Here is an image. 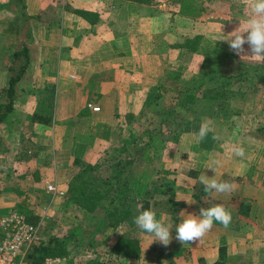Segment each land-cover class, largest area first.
I'll list each match as a JSON object with an SVG mask.
<instances>
[{"label":"crops","instance_id":"1","mask_svg":"<svg viewBox=\"0 0 264 264\" xmlns=\"http://www.w3.org/2000/svg\"><path fill=\"white\" fill-rule=\"evenodd\" d=\"M24 1L26 7L21 8V13L26 11L30 16L38 59L30 61L26 70L28 79L19 80L15 94L13 111L21 109L28 119L22 129L24 138L10 159L11 165L0 166V175L9 171L15 174L21 188L4 189L0 183V206L17 205L20 198L27 199L34 190L41 191L38 185H32L36 179L64 183L61 186L65 187L81 166L95 162L122 133L126 114L143 109L166 70L192 55L179 43L202 33L204 47L211 42L215 47L222 45L236 23L235 16L219 6L204 4L197 8L188 5L186 0H158L151 4L136 0ZM2 3L0 41H6L8 30L1 22L14 19L11 6L15 2L0 0ZM76 7L94 10L97 21L91 22L79 14ZM49 95L58 97L57 102L53 105L49 100L48 105L42 106L41 102ZM89 102L99 105L100 109L94 110ZM39 110L49 112L51 121L33 119V114ZM199 120L186 127L159 162L162 169L175 170L176 173L169 176L176 180L178 198L192 202L185 203L179 217L155 212L157 220L170 226V244L165 247L159 241L151 243L156 239L154 234L142 231L138 234L140 252L131 257H115L112 253V264H213L219 257L220 246H226L230 254H245L252 259L251 251L256 252L264 264V169L259 172L262 168L258 164L264 165V156L258 158L247 153L244 141L237 140L241 134L237 137L234 133L236 137L230 140L227 136L222 140L218 135L215 138L225 126L214 122L209 123L213 131L208 132L214 134V139H200L196 134L201 126L191 128ZM235 128L224 131L231 132ZM248 137L251 149L253 139L257 138ZM257 145H253L254 151L259 148ZM233 147H243L245 156H236L231 151ZM7 158L6 155L3 162ZM213 160H220L221 164L213 165ZM22 161L28 166L20 170ZM49 172L54 174L49 175ZM238 176L244 179L238 180ZM201 177L234 182L235 191L213 192L212 196L227 202L233 211L239 210V201L243 199L250 204V215L239 225L224 227L214 222L213 228L199 242L181 244L175 239V228L189 215L199 217L201 208H205L194 196L195 184ZM22 187L28 189L25 194L20 193ZM126 229L125 225H120L110 231L116 238ZM2 236L0 227V239Z\"/></svg>","mask_w":264,"mask_h":264},{"label":"trees","instance_id":"2","mask_svg":"<svg viewBox=\"0 0 264 264\" xmlns=\"http://www.w3.org/2000/svg\"><path fill=\"white\" fill-rule=\"evenodd\" d=\"M136 1L151 4L158 0ZM25 7L22 0V8ZM75 11L91 22L98 19L94 10L76 7ZM22 16L29 24V14L23 11ZM18 26L17 23L10 24L13 29ZM203 38L204 35L198 33L179 43L192 53L189 60L167 69L146 99L143 109L139 113L126 114L122 133L95 162H89L76 171L62 196V204L65 209L71 206L82 211L83 220L72 221L61 227L59 232H48V237L45 236L46 228L40 241L28 250L26 258L29 261L39 262L47 255L75 256L78 251L94 253L101 244L108 246L115 257H131L140 252L138 234L142 231L134 223L140 212L151 209L179 217L186 202L178 198L176 180L166 175L159 165L165 150L180 139L192 121L205 118L203 110L207 106L211 109L210 119L217 126L238 125L236 119L242 110L233 105V100L244 99L250 90H264V61L249 68L228 71L227 62L221 59V53L226 52L222 47L228 43L225 41L215 47L211 42L204 47ZM13 43L10 45L12 63L9 65L8 86L2 89L5 100L0 103V124L14 110L17 84L31 60L27 44L19 48ZM19 58L22 61L17 68L15 60ZM242 80L247 82L240 83ZM33 119L50 122L52 117L49 112L39 110L33 114ZM254 135L264 141V123L257 127ZM138 157L145 162V177L136 170ZM191 172L195 173L194 170ZM243 179V176H238V180ZM194 196L205 204V209L222 204L232 214L231 225H239L250 215L249 203L241 199L239 210L233 211L227 202L206 193L201 180L195 184ZM24 202L27 205L26 198L23 205ZM48 225L52 224L49 222ZM120 225L127 229L113 241L103 242L98 236ZM219 251V257L213 264H250L251 259L244 258L247 255L230 254L226 246H220ZM78 264H111V260L96 256L81 258Z\"/></svg>","mask_w":264,"mask_h":264},{"label":"rangeland","instance_id":"3","mask_svg":"<svg viewBox=\"0 0 264 264\" xmlns=\"http://www.w3.org/2000/svg\"><path fill=\"white\" fill-rule=\"evenodd\" d=\"M12 1L15 2L11 6L13 8V10L11 8L12 10L11 12H12V16L14 17V19H12L10 22H6V21L1 22V24L2 23L6 24L5 28H7L8 30L7 31L8 36H7L6 41H4L3 39L0 41V103L5 100V93L2 92V89L8 86V81H9V74H10L9 65L12 63L11 62L12 56L10 54L11 53L10 52L11 43L14 42L13 45H16L19 48L27 44L30 49V54L33 57L31 58V60L38 59L37 53L34 50L35 49V45L33 44L34 37L32 34L29 35L28 33L29 31L32 32V29L30 27L31 22L29 21V24L25 22L26 18L22 16V13H21L22 1L21 0H12ZM170 1H176V0H170ZM186 3L190 6H194L197 8L202 7L204 4H208L211 7L219 6L220 8H223L225 12H229L230 14H233V16H235L234 18L236 20L235 21L236 23L234 24L235 26L231 28L229 35L240 25H241V28L245 27L246 21L250 14V10L245 6V0H186ZM3 4L4 3L0 4V9L4 8ZM12 23H17L19 24V26L13 29L12 27H10V24ZM222 48L225 49L226 52L225 54L221 53V59L227 62L226 68L228 71L249 68L253 64H258L261 62L258 60H254L253 58L248 57V56L242 57V56L236 55L230 49L229 44ZM245 49L246 50L248 49V45H245ZM246 54L250 55L251 53L247 52ZM188 58L189 57H187L186 59L189 60ZM21 61H22V58L15 60V65L17 68L21 65ZM187 72H189V70ZM26 76L27 77L29 76L28 71L22 78L26 79L27 78ZM239 82L246 83L247 81L242 80ZM21 85H24V83L22 82ZM21 88L23 87L21 86ZM49 100L52 101L54 105L57 102L58 97L55 98V96L52 97L51 95H49L48 97L45 98V101L41 102L42 106L48 105L47 103ZM233 101H234L233 105L238 106L242 110L241 115H238L236 119V123H238L237 126H241V127L235 128V127L226 125L225 127H223L224 129H228V128H235V129H231L232 130L231 132L227 130L224 131V129H222L223 131L221 133L215 134V138L218 135V137L220 136L222 137L221 138L222 140L224 136H227L226 139L230 140L231 138H234L235 134L237 137L238 135L241 134L240 139H237V140L240 142L244 141V144L247 147L245 148L247 149V153L250 152L254 155H257L258 158L263 157L264 153L262 150H264L263 149L264 141H261L259 138V140L261 141L260 142L258 141V138L253 139L252 137H250L251 139L255 141V142L252 141V148L250 149L251 141H249L248 136L254 135L257 127L260 126L261 123H264V90H259V91L250 90V92H248L245 95L244 99H240V100L235 99ZM210 112H211V109L209 108V106H207L203 110L205 118L199 121H196L194 127H191V128L198 129L203 123L209 124L211 122H214L212 119H210V115H209ZM27 124H28V119L24 115V113L21 111V109L19 111L17 109V111L15 110L11 112L7 120H5L4 122L0 124V161H1L0 166L8 167L11 165L10 159L14 156V153L16 152V149L19 148V145L21 146L22 139L24 138V134H23L24 131L22 129L26 127L24 125H27ZM190 124L189 126L192 125ZM196 135H198V133ZM208 137L209 139L213 140L214 134L211 135L208 133L205 139H207ZM219 139L220 138H218V140ZM256 143H258L257 146L259 148L257 150L255 149L254 151V147ZM8 151L9 153H7ZM6 155L8 156V158L6 159L8 162L5 160L3 162V159L6 158ZM20 163L23 164L20 166L21 167L20 170H23L24 168L28 166L26 161L24 162L22 161ZM144 163L145 162L143 158L138 157L136 170H138L137 171L138 173L143 174V177H145V174H144L145 168L143 166ZM258 164L262 168V169L259 168V172L260 170L262 172V170L264 169V165L260 164V162ZM17 170H19V168ZM162 170L168 176L169 174L174 175V173H176L174 169L164 168ZM48 174L53 175L54 172H49ZM15 177H16L15 174H11L10 171L1 174L0 175V183H2L1 186H3L4 189H6V187H11V186L13 187L18 186L19 188H21L20 183L18 184V180ZM36 178H38V175L35 177V179ZM69 181L66 182L67 186H68ZM49 182H55V181H49ZM49 182H46V183L42 181L39 182L37 179L35 182L32 181L33 183L32 185L34 186L38 185L41 191L35 192L34 190L31 193V195L27 197V202H28L27 205L25 204V202L23 205V199L25 198L23 197V199L20 198L18 200L20 204L18 203L16 205L14 203V204H6L4 206H0V216L4 214L7 210H9L10 208H17L25 212L29 220L34 219L35 220L34 222H38L40 221L41 217H43L44 213H46L47 216L43 220L42 227H41V231H42L41 234H44V231L47 228V231H46L47 233L45 232L46 237H48V232H52V233L59 232L61 227L68 226L72 221H75V220L76 222L80 221V219H82L83 212L80 210H75V207L71 208V206L68 209H65V206L62 204V196L65 194V192L63 194L58 193L56 196H52V194L49 191H47L48 189L47 184ZM63 184L64 183H62L61 185L63 186ZM66 184H65V187H62L59 184L58 185L66 191V188H67ZM25 190H26L25 187H22V189H20V193L25 194L28 189L26 191ZM30 191H31V188L29 189V192ZM49 222L52 225H48ZM49 227H51V229L48 230ZM98 236L100 237V239H102L103 242H106L108 240L113 241V239L115 238L114 234L112 233V231H110V229H107L106 232H103L99 234ZM98 248L99 249L97 250V252H94V253H90L89 251H81V252L78 251L75 256H69L68 260L65 261V264H78L81 258L83 260L84 258H95L96 256H100L101 259L103 258V260L108 261L110 257L112 256V252H110L109 247L106 246L105 244H101L99 245ZM251 253L252 254H250V256L252 257L254 256L253 259L250 258L248 255H247L248 257H244V258L251 259L250 264H261L260 259L257 257L256 252L251 251ZM111 264H112V261H111Z\"/></svg>","mask_w":264,"mask_h":264},{"label":"clouds","instance_id":"4","mask_svg":"<svg viewBox=\"0 0 264 264\" xmlns=\"http://www.w3.org/2000/svg\"><path fill=\"white\" fill-rule=\"evenodd\" d=\"M245 6L250 10V14L246 21V26L241 25L231 32V36L226 41L230 49L238 56H248L254 60L264 61V0H245ZM248 45V49H245ZM250 52L251 54H246ZM213 131L212 127L203 123L200 127L198 136L204 139L208 132ZM231 151L238 157L245 156L243 147H233ZM213 165L219 166L220 160H213ZM213 169L214 168H210ZM201 183L204 185V191L211 195L213 192L217 194H228L236 190L237 185L234 182L218 181L216 179L209 180L207 177H201ZM189 204L192 202L185 201ZM232 220V214L222 204H217L210 208H201L199 217L189 215L175 229V239L181 243L199 242L212 228L214 222L223 224L228 227ZM134 223L137 227L146 233L154 234V241H159L163 246L167 247L172 235L170 226H166L162 221L156 219V213L147 209L140 212L135 218Z\"/></svg>","mask_w":264,"mask_h":264},{"label":"built area","instance_id":"5","mask_svg":"<svg viewBox=\"0 0 264 264\" xmlns=\"http://www.w3.org/2000/svg\"><path fill=\"white\" fill-rule=\"evenodd\" d=\"M88 105L94 110L100 109V106L93 102ZM47 188L52 196L65 192L57 182H49ZM46 216L44 213L40 221L34 222L17 208H10L0 216V227L3 230L0 239V264H61L68 259V256L58 254L47 255L39 262H31L26 258L30 247L42 237L41 227Z\"/></svg>","mask_w":264,"mask_h":264}]
</instances>
